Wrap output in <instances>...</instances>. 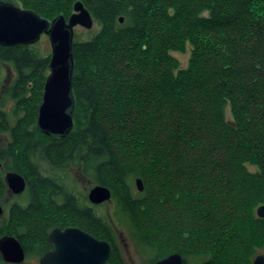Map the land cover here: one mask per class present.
<instances>
[{"label": "trees", "instance_id": "1", "mask_svg": "<svg viewBox=\"0 0 264 264\" xmlns=\"http://www.w3.org/2000/svg\"><path fill=\"white\" fill-rule=\"evenodd\" d=\"M5 1L47 20L81 1L96 30L73 38L64 136L37 128L50 54L0 45V202L6 171L26 184L0 235L39 258L52 229L74 225L111 244L104 264H125L115 227L143 264L171 252L184 264H252L264 252V0ZM186 45L181 67L172 52ZM75 173L108 187L109 212L78 192Z\"/></svg>", "mask_w": 264, "mask_h": 264}, {"label": "water", "instance_id": "2", "mask_svg": "<svg viewBox=\"0 0 264 264\" xmlns=\"http://www.w3.org/2000/svg\"><path fill=\"white\" fill-rule=\"evenodd\" d=\"M74 11L47 20L31 9H23L8 1L0 0V45L32 44L45 33L51 45L49 74L44 82L42 101L37 115V128L47 135L64 136L73 129L74 94L72 93L73 36L79 25L91 29L93 17L81 1L73 5ZM123 21V18H120ZM6 184L12 193H21L26 187L25 178L16 171L5 173ZM137 189L143 191V182L136 178ZM88 201L100 204L111 198V191L102 184L89 188ZM3 207L0 205V215ZM256 215L264 217V203L256 209ZM53 249L40 257L41 264H104L109 258L111 246L105 239H98L82 228L68 226L54 228L49 236ZM0 253L3 261L22 263L25 249L16 236H0ZM254 264H264V253L257 254ZM154 264H184L177 252L157 259Z\"/></svg>", "mask_w": 264, "mask_h": 264}, {"label": "rangeland", "instance_id": "3", "mask_svg": "<svg viewBox=\"0 0 264 264\" xmlns=\"http://www.w3.org/2000/svg\"><path fill=\"white\" fill-rule=\"evenodd\" d=\"M90 30H92V31L96 30V24L94 22V19H93V24H92L91 29H87V28H84L83 26H79V25L75 26L74 27V35L77 34V36L82 38V37L86 36L88 31H90ZM73 38H74V36H73ZM32 46L41 55H49V54H51L50 41L48 39V36L45 33H42L40 35L39 39L37 40V42L32 43ZM186 46H187L186 50L181 52V53L180 52H172L173 56L178 59L181 67L185 66L187 64V62H188V59H189L190 46L189 45H186ZM1 75H2L1 77H2L3 81H4V79L6 81L7 77L9 78L7 80V82L10 81L14 77V75L12 74L10 69H7V70L4 69L2 71ZM8 105H10V104H8ZM7 109H9V106L7 107ZM6 172H8V171H6ZM75 174L77 175V173H75ZM71 176H73V173H71ZM76 179L78 181L77 182L78 185L76 187L78 192H80V193L86 192V194H88V190H89L90 187L93 186V184L90 183L89 181L88 182L85 181L79 175L76 176ZM135 186H136V183H135ZM136 188H137V186H136ZM21 193H13V192L11 193L9 191L8 192V197L9 198L5 199L2 202H0L1 207H3L2 214L0 215V226H1L2 229H3V226L8 222L7 215H8L9 204L13 203V201H15V200L16 201H20V202H22L24 200V198H22V197H20L18 195V194H21ZM14 195H17V196H14ZM109 200H106V201L102 202V203H104V205H102L100 207V210H101V208L104 211H106V212H109L111 210L113 205H112V202H109ZM3 202L5 204H3ZM114 230L116 231L115 232L116 236H115V240L114 241H115V244L119 248V251L121 253L120 255L123 257L124 263L125 264H143L144 258L142 257V255H140L138 253L135 245H133L132 241L130 240L128 234H126L125 230L124 229H120V228H115V227H114ZM3 234H5V233H3ZM3 234H1L0 236H2ZM110 246H111V244H110ZM111 248H112V246H111ZM261 253H264V252H261ZM18 264H39V260H38V257H35V256H29V257L25 256L24 261L22 263H18Z\"/></svg>", "mask_w": 264, "mask_h": 264}, {"label": "flooded vegetation", "instance_id": "4", "mask_svg": "<svg viewBox=\"0 0 264 264\" xmlns=\"http://www.w3.org/2000/svg\"><path fill=\"white\" fill-rule=\"evenodd\" d=\"M68 226H74V225H68ZM68 226H67V227H68ZM67 227H59V228H61V229H65V228H67ZM75 227H77V226H75ZM78 228H79V227H78ZM52 230H53V229H52ZM52 230H51V231H52ZM51 231H50V232H51ZM50 232H49V234H50ZM49 234H48V236H49ZM49 240H50V237H49ZM50 243H51V246L49 247L48 251H50V250L53 249V244H52L51 240H50ZM48 251H46L45 253H47ZM45 253H44V254H45ZM44 254H43V255H44ZM257 254H261V250H260ZM257 254H256V255H257ZM43 255H41V256H43ZM41 256H40V257H41ZM40 257L38 258V260L40 259ZM255 257H256V256H255ZM255 257H254V258H255ZM253 260H254V259H253ZM253 260H252V261H253ZM39 264H41V263H40V260H39ZM252 264H254V261H253Z\"/></svg>", "mask_w": 264, "mask_h": 264}, {"label": "bare ground", "instance_id": "5", "mask_svg": "<svg viewBox=\"0 0 264 264\" xmlns=\"http://www.w3.org/2000/svg\"><path fill=\"white\" fill-rule=\"evenodd\" d=\"M30 45H32V44H30ZM92 204H94V203H92ZM96 205V204H95ZM172 253V252H171ZM169 254V253H168ZM163 258V257H162ZM7 262V261H6Z\"/></svg>", "mask_w": 264, "mask_h": 264}]
</instances>
